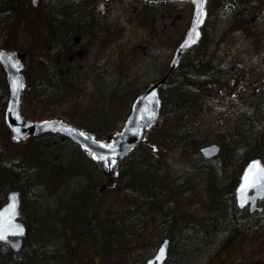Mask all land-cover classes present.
<instances>
[{"label":"trees","instance_id":"trees-1","mask_svg":"<svg viewBox=\"0 0 264 264\" xmlns=\"http://www.w3.org/2000/svg\"><path fill=\"white\" fill-rule=\"evenodd\" d=\"M96 1L52 0L49 5H44L43 0L38 4H34L33 0H0V26L3 24L1 30L6 35L2 47L24 50L29 57L25 72L28 90L24 103L47 105L48 114L61 113L70 118L74 105L77 108L85 106L87 112L93 109L102 116L98 112L100 110L102 113L103 110L98 109L97 99H107L109 108L112 105L115 108H111L114 114L109 120H100L103 121L102 125L108 126L105 130L99 132L97 128L90 129L84 121L75 122L76 117L71 118L75 124L102 136L111 131L118 120L126 117L131 100L143 89L137 85L140 79L138 73L131 74L134 66L121 56L124 50H120L119 57L114 60L118 79L110 83L104 77H100L103 79L101 82L96 80L95 83L90 79L93 88L82 87L79 74L71 66L79 43L77 39L90 34L98 35L96 44L100 42L108 46L114 40L120 41L124 34L123 29L112 27L113 31L110 30V24L101 27L100 23L99 26L94 25ZM219 2L221 0H212L211 8ZM170 4L164 2L163 12L172 10ZM181 5L187 14H191L189 3ZM230 5L235 10V22L238 18L244 19L243 24H239V30L253 40L250 36L254 34L246 30L253 26L256 29L259 23L250 20L251 17L258 16L262 18L258 20L264 21V0H232ZM242 6L249 7V11L243 10ZM159 15L157 10L150 11L148 4L144 3L136 10L133 19L137 26L151 28L152 33L157 35ZM183 21L181 17L178 30L188 25L187 22L182 25ZM246 22L253 26H246ZM207 27L208 21L205 35ZM25 28L32 29L28 32L37 35L36 45L32 48L15 43V38ZM257 29L263 30L264 23ZM163 32L160 44L175 47L180 39L174 42L170 27L163 29ZM204 40L200 54L189 55L179 67V73L161 90L165 118L151 139L142 143L125 163L117 186L98 194L95 190L103 181L102 175L94 179L91 173L87 174L93 183L83 185L85 177L79 176L83 174L77 171L71 181L75 183L76 178H80L78 185L70 188L72 182L68 181L65 188L60 190L62 195L59 198L64 202L66 215L63 217L60 211L58 214L62 220L65 219L66 225L65 228L57 227L58 233L55 232L53 236H49V230L43 228L45 221H40L38 217L37 203L31 202L28 206L27 192L37 184H46L50 190L58 188L59 165L54 161L50 166L48 162L44 165L47 160H40L41 151L37 143L32 144L34 140L24 145L25 149L32 145L33 152L27 159L19 156L14 162L13 159L8 163L0 161L3 172L0 187L20 190L23 220L27 226L24 241L27 251L24 256L14 252L7 244L0 243V264H106L114 256L118 244L124 248L130 246L132 223L144 213L150 216L149 226L145 229H159L172 238L166 264H190L194 257L213 245V236L222 228H226V239L206 264H217L219 260V264H225L223 257L235 244H238L236 251L242 250L241 245H244L250 230L243 227L242 217L234 203V191L248 161L254 157L264 159V94L257 91L258 81L251 68L241 63L225 69L221 63H214L207 54V38ZM152 41L153 38L148 43ZM129 44L127 42L125 47L133 51L130 52L132 56H137V44L132 47ZM167 65L166 61L160 65V75L165 73ZM94 67V75L104 76L103 66L99 64ZM0 71H3L1 66ZM71 86H79V94L75 97L77 102L67 107L66 111L59 110L64 92ZM6 98L4 96L2 99L3 107L6 106ZM85 101L88 104L85 105ZM90 103L91 107L88 106ZM213 130L216 133L213 134ZM209 143H219L222 147L221 154L212 160L214 167L206 165L180 174L173 171L171 161L174 157L187 158L189 153L199 152L202 146ZM74 152V157L85 156L76 145ZM72 161L76 160H68V173L79 166L73 165ZM237 161L239 164H236ZM230 171L235 176L234 180L220 190L219 177ZM41 173L47 174L48 179ZM197 177L206 182L208 196L205 207L209 215L202 222L195 213L196 207L192 209L194 194L189 187L191 180ZM3 203L0 201V207ZM231 222H234V226ZM154 239L152 248L157 250L163 239ZM143 256L136 264L146 262L148 258ZM236 263L240 264L241 261Z\"/></svg>","mask_w":264,"mask_h":264},{"label":"rangeland","instance_id":"rangeland-1","mask_svg":"<svg viewBox=\"0 0 264 264\" xmlns=\"http://www.w3.org/2000/svg\"><path fill=\"white\" fill-rule=\"evenodd\" d=\"M99 1L100 0H97L95 2V6H97ZM51 2L52 0H43L44 5H49ZM230 2H232V0H221V2L217 3L216 7H214L215 5L212 6V8L210 6L208 27L206 30V35L204 34V39L207 38L209 44L207 54L209 58L214 61V63H221L225 69H230L236 64H246L254 71V78L258 81L257 91H260L264 94V56H261V54H264V29H257L264 23V21L258 20L262 19L258 16V19L254 16L251 17L250 20L253 19L259 22L256 29L253 24H250L249 22L245 23L246 26H253L249 30H246L247 33L254 34L250 36L253 40H249L246 34L239 30V24H243L242 21L244 19L238 18V21L235 22V10H233ZM144 3L148 4L150 11L155 9L158 11V14H160L158 18L159 27L157 28V35H154L152 33L151 28H141L140 26H137L135 20L133 19V17H135L136 10H138L141 5H144ZM171 3L172 4L169 5L172 9L170 12H163L162 7L165 6L164 2L153 3L146 2L145 0H112L107 4V7L103 14L99 13L95 7L94 17L95 19L99 20L97 22L100 23V27L105 26L107 25V23H109L111 25L110 30L113 31L112 27L116 29H123L124 34L123 38H121L120 41L114 40V42H112V44L108 46L101 45L100 42H98L99 44H96L97 39H99L98 35L96 36L90 34L84 36L83 38H81V40L80 38H78V36L76 37L78 38L77 40L79 43L78 47L76 48L77 54L74 53V64H72L71 66L75 68L76 73L79 74V77L83 83L82 87L87 88L89 86V89H92L93 87L89 81L90 79L94 83L96 80L101 82L103 79L101 80L100 77H104L108 83L118 79L119 74L114 66V60L115 58L119 57L120 50L125 51V53L123 52L124 54H122L121 56L124 57L130 65L134 66V70L131 72V74L138 73V75L140 76L137 85L141 86L143 90L150 83L156 81L159 77H161L158 72L160 65L164 61L169 64L175 47L183 39L189 26L187 25L184 28H182V26L178 30L177 24L179 25L180 18L183 17L184 19V21L182 22L183 25V23L185 22L189 24L192 16V12L191 14H187L185 9L182 8L183 5H181L184 4L185 6V4L189 2ZM190 6L192 11V5L190 4ZM174 7L176 8L175 10ZM242 9L245 11H249V7L242 6ZM29 25L33 26V24ZM2 26L3 24H1L0 26V48H3L2 45L6 39L5 32L1 30ZM168 27H170L171 32H173L170 33V35L171 37H174V42L176 41V39H180L175 47H168V45L160 44L162 33L164 34L163 29L166 30ZM28 31H32V29L28 30L27 28H25L21 30L20 35L18 34L19 36L15 38L17 40V42L15 43L24 45V47H34L36 45L35 42L37 35L35 33H33L32 35ZM256 35H259V37ZM152 38L153 41L148 43V40ZM204 39L198 46L188 52L184 62L187 60V57L189 55L193 57L200 54L202 50L201 47L203 46L205 41ZM127 42L130 43L129 45L131 47L134 44H137L135 45L138 46L139 49V54L137 56H132L131 53H133V51H131L130 49L128 50L127 47H125ZM87 45L89 46L86 47ZM99 64L100 66H103L102 71L104 76H100L99 74L94 75L93 73L95 69L94 66H99ZM179 71L180 70L175 72V76L179 73ZM0 78V161H2V163H8L13 159L12 161L14 162V159L19 158V156H25L27 159V157H30L31 152H33L32 145L31 148L26 149L24 145L34 140L32 144L34 145V143H37L39 146L38 149L41 151L39 153V155L41 156L40 160H47L45 161L44 165H47L48 162V165L50 166L52 164V161H54L55 164L59 165L60 175L58 178L60 179V181L59 183H57V185L59 186L58 188L50 190L48 188V185L46 186V184H37L27 192V200L29 202L28 206L31 202L37 203L39 211L38 217L40 221H45V223H43L45 224L43 228L49 230V236H53L55 232H57V227L65 228L66 225L65 219L62 220L58 214V212L60 211L63 217L66 215L62 204L63 200L60 201L59 198V195H62L60 190L65 188L68 181L72 182L70 188L74 189V187L78 185L79 182L77 181H79L80 178H76L75 183L71 181L72 178L77 175L75 174V172L77 171V173L82 172L83 174L79 176L85 177L83 185H88L91 182L93 183V181H90L87 178L89 173L92 174V177L94 179H99L101 177V173L97 168H95L94 165L91 164L90 160L86 156H84L83 158L74 157L76 154L74 152V144L62 135L45 133L35 137H31L24 144L12 143L10 140L11 132L8 131L5 126V107H3L2 104L3 97L6 96V99H8L9 95V89L5 80L4 71H0ZM79 90V86H71V88L66 89L62 97L63 102L60 107H58V109L66 111L67 107L77 102L75 101V97L78 96ZM143 90L139 91L138 94ZM97 102L99 105L98 109L103 110L102 113L100 112V110L98 111L102 116L97 115V111H94L93 109L91 112H87L88 110H84L85 106L82 105H80L79 108H77L75 105L72 107V110H70V118L61 113H57L56 115L48 114V106L40 103H24L22 112L30 120H40L43 118L54 116H63L66 119L72 121L73 119L71 118L76 117L75 122L84 121L87 124L86 127L90 126L88 127L90 129L97 128V130L101 132L108 126H104L106 124L102 125L103 121L100 120H109V118H111L114 114L111 108H115V105H112V107L109 108V106L107 105V102L109 101H107V99L105 100L104 98H98ZM111 102H113V99ZM132 102L133 100H131L129 113L131 111ZM84 104L86 105L88 104V102L85 101ZM91 105L92 104L90 103L88 106L91 107ZM106 108H108V110H106ZM129 113H127L126 117L129 115ZM162 115L165 118V115L163 113ZM103 116H105V118ZM125 118L118 120L114 127H116L119 122L124 121ZM72 122H74V120ZM214 133L216 132L213 130V134ZM150 139L151 136H149L147 141H149ZM185 158H179L176 156L172 159L171 165L175 173L180 174L189 170H198L199 167H203L206 165H214L213 161L204 159L200 152L189 153L188 157L186 158L187 161H185ZM71 159L76 160L72 161L73 165L79 164V166L75 167L74 170L72 169V171L68 173V160ZM236 164H239V161H237ZM48 169L50 168L48 167ZM1 170L2 168H0V178L3 175V172H1ZM41 174H44L45 178L48 179L47 174ZM64 178L66 179L65 181L62 180ZM219 178L220 184H218V187L221 190V188H224V186H229L234 180L235 176L230 171L225 174H221V177ZM101 183L102 181H100V183L96 186L97 189L95 190V192L98 194V188ZM189 187L193 189L194 197L192 200L196 204L192 206V209L194 206L196 207L194 209L195 213L199 217V219H201L199 221L202 222L204 218L209 215L208 209L205 207V204L208 201V196L206 193V182L201 179V177H197L194 180H191V182L189 183ZM12 189L13 188L10 187H0V201H3L5 203L6 195ZM226 189L227 188H225V190ZM224 195H226V192ZM225 200L226 196H224L223 198V201ZM234 203L236 205L235 194ZM59 208L60 210H58ZM239 212L240 217H242L241 221L243 222V227H245V229H249L250 233L248 234L244 245H241L242 250H240L239 252L236 251L238 249V244L230 246L228 253L223 257L224 262L225 264H237V261H241L240 264H264V210L261 213L256 212L253 214L249 213L248 209H245L244 211L239 210ZM23 217L24 212L22 210V218ZM149 220L150 216L144 213L143 216L132 223V242L130 246L128 248H124L121 246L122 244H118L115 247L114 256L111 257L106 264H136V261L140 259V257H144L143 255H146L147 258H150L156 253V249L152 248L154 246L155 237H161L162 239L168 237L172 239L170 235L162 232L159 229H156V231H154L153 229H145L149 226ZM231 225L234 226V222H231ZM68 227L70 228L71 225H68ZM225 229L226 228H222L217 231L213 236L215 237L213 238V245L209 249L202 251L199 256L194 257L191 260L190 264L208 263L210 258L215 254L219 245H221V243L225 241L227 236L224 234ZM80 235L83 236L84 234ZM26 251L27 249L23 247V249L20 251V256H24L23 254ZM219 262L217 264H219Z\"/></svg>","mask_w":264,"mask_h":264},{"label":"water","instance_id":"water-1","mask_svg":"<svg viewBox=\"0 0 264 264\" xmlns=\"http://www.w3.org/2000/svg\"><path fill=\"white\" fill-rule=\"evenodd\" d=\"M111 0H100L97 11L105 12ZM153 2L174 1L190 2L193 6L190 25L176 47L173 58L166 73L150 83L144 91L134 99L131 111L124 121L119 122L115 129L98 137L94 132L80 127L63 116H54L40 120H30L22 113V102L27 89L25 70L28 66L27 53L17 49L0 48V64L5 72L9 87V97L5 109V125L11 132V141L24 144L31 137L45 133L59 134L69 138L78 145L84 154L91 159L101 171L104 182L98 191L100 194L117 185L118 177L125 163L135 152L140 143L146 141L149 134L155 132L163 122L162 98L160 91L179 67L184 56L196 47L203 39V28L208 18L210 0H148ZM39 0H33L37 4ZM201 10L202 22L198 20ZM198 33V36L196 35ZM194 38V42H193ZM83 134V135H81ZM221 152L218 144H209L200 148L201 155L209 160ZM264 169L261 158L251 159L242 171L235 188L236 206L249 213L263 212L264 206ZM246 177L255 178V186L247 187ZM0 243H7L15 251L24 246L27 227L21 219V195L19 190H11L7 194V202L0 208ZM169 239L165 238L154 257L145 264H165L168 256ZM164 255L161 256V251Z\"/></svg>","mask_w":264,"mask_h":264},{"label":"snow or ice","instance_id":"snow-or-ice-1","mask_svg":"<svg viewBox=\"0 0 264 264\" xmlns=\"http://www.w3.org/2000/svg\"><path fill=\"white\" fill-rule=\"evenodd\" d=\"M202 17H203V12L201 10L200 16L198 17V20L200 22H202ZM196 35L198 36V33ZM193 42H194V38H193ZM81 135H83V134H81ZM255 167H256V169L258 171L264 172V169H259V166L258 165L255 166ZM246 185H247V187H253V186H255V178H251L250 179V178L246 177ZM0 239H3V236L2 235H0ZM160 255L161 256L164 255V251L163 250L161 251V254Z\"/></svg>","mask_w":264,"mask_h":264},{"label":"bare ground","instance_id":"bare-ground-1","mask_svg":"<svg viewBox=\"0 0 264 264\" xmlns=\"http://www.w3.org/2000/svg\"><path fill=\"white\" fill-rule=\"evenodd\" d=\"M95 21H96V24H94V25H97V24H98V26H99V22H97V21H99V20H98V19H95ZM107 24H109V23H107ZM177 46H178V45H177ZM177 46H176V47H177ZM176 47H175V49H176ZM175 49H174V52H175ZM174 52H173V55H174ZM187 54H188V53H187ZM187 54H186V55H187ZM173 55H172V57H171V60H172V58H173ZM186 55L184 56L183 60L181 61L179 67L182 65V63H184V60H185V58H186ZM171 60H170V62H171ZM170 62H169V63H170ZM168 65H169V64H168ZM179 67L177 68V70H176L175 72L178 71ZM166 71H167V69H166ZM166 71H165V73H166ZM165 73H164V74H165ZM164 74H163V75H164ZM175 74H176V73H174L170 79H172V78L175 76ZM163 75H161V77H162ZM170 79H169V80H170ZM169 80H168V81H169ZM168 81H167V83H168ZM167 83H166V84H167ZM166 84H165V85H166ZM165 85L163 86V88L165 87ZM163 88H162V89H163ZM218 145H220V144H218ZM220 146H221V145H220ZM210 161H212V159H211Z\"/></svg>","mask_w":264,"mask_h":264},{"label":"flooded vegetation","instance_id":"flooded-vegetation-1","mask_svg":"<svg viewBox=\"0 0 264 264\" xmlns=\"http://www.w3.org/2000/svg\"><path fill=\"white\" fill-rule=\"evenodd\" d=\"M89 45H87L86 47H88ZM75 54H77V53H75Z\"/></svg>","mask_w":264,"mask_h":264}]
</instances>
